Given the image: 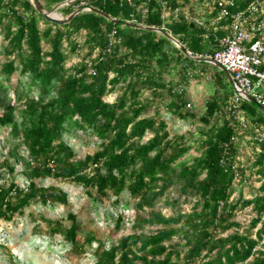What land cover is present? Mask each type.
<instances>
[{
	"label": "trees",
	"instance_id": "1",
	"mask_svg": "<svg viewBox=\"0 0 264 264\" xmlns=\"http://www.w3.org/2000/svg\"><path fill=\"white\" fill-rule=\"evenodd\" d=\"M63 1L40 0L46 10ZM141 1L75 0L56 13L66 17L78 7H94L119 22L82 10L61 24L47 20L29 0H0L6 40L1 73L6 81L15 72L28 79L27 89L15 90L16 99L0 81V126L18 139L10 154L14 161L0 160V219L12 221L32 205H67L68 193L43 181H69L90 195L128 192L137 210L133 232L108 247L91 231L81 238L82 224L72 212L69 224L41 215L73 256H83L88 246L94 264H264V141L253 138L254 149L261 151L240 160V139L257 136L254 127L264 134V111L242 100L239 118L231 101L235 89L223 70L190 58L161 32L125 24L135 19L162 28L194 55L213 54V38L202 26L167 20L162 0H148L143 14ZM249 1L235 0V6ZM168 5L193 7L191 0H168ZM73 54L80 59L68 66ZM190 72L214 86L201 115L189 108L187 90L176 89L178 82L189 84ZM110 93H116L112 102L106 100ZM162 103L171 115L200 122L196 155L187 156L194 135L172 134ZM71 129L95 136L97 150L78 157L64 138ZM17 164L25 186L15 178L4 181V170L14 175ZM173 188L178 198L169 197ZM163 197L171 206L192 203L190 211L167 216L157 208ZM247 208L253 215L243 224L237 216ZM122 221L120 214L117 229ZM147 226L157 228L146 232Z\"/></svg>",
	"mask_w": 264,
	"mask_h": 264
},
{
	"label": "rangeland",
	"instance_id": "2",
	"mask_svg": "<svg viewBox=\"0 0 264 264\" xmlns=\"http://www.w3.org/2000/svg\"><path fill=\"white\" fill-rule=\"evenodd\" d=\"M77 39L82 41L83 36H77ZM6 40L3 37V30L0 29V81L7 85L9 93L13 99H16L15 90L27 89L28 79L20 76L19 72H15L9 81H6L1 73L3 63L6 61L4 54V46ZM80 57L73 54L67 65L78 62ZM219 68V67H218ZM220 69V68H219ZM211 75V74H210ZM175 81L177 77L174 76ZM189 94V101L192 111L197 115L203 114L205 110V102L213 93L214 86L203 78H193L186 87ZM36 91H34V95ZM148 94V93H146ZM116 97V93H110L106 96V100L112 102ZM161 114L168 122V128L172 134L188 133L193 134L192 147L187 156L196 155L197 144L196 137L201 128L198 119H182L171 115L166 109L164 103L160 107ZM264 111V110H263ZM2 108L0 106V113ZM148 134L147 137H150ZM76 150L78 157H85L87 154L94 153L98 148V139L90 134V132L79 129H71L64 136ZM18 142L11 134L10 128L0 126V160L9 157L11 161L13 157L11 151L15 149V144ZM254 144L249 134H246L240 139V150L242 152V160L251 158L254 154ZM23 154V149L18 150ZM23 167L17 164L14 175L8 170H4V181H10L15 178L20 185L25 186L26 180L21 170ZM253 179V177H252ZM57 183L61 186L69 196L67 205H32L25 209L24 214L17 215L12 221H4L0 219V264H94L93 248L87 246V252L76 257L70 254V245L65 242L62 235L50 234L48 226L40 216H45L51 219H62L65 224H69L67 216L70 212L77 215L83 227V233L80 237L83 238L84 232L91 231L98 238L102 239L106 246H110L124 235L133 232V220L136 214V201L128 194L123 192L119 197L110 194L106 197H101L95 190L92 195L88 194L84 187L69 181H55L46 179L43 184ZM259 182H254V187L259 186ZM247 197H251L250 186L243 188ZM171 199L178 198L179 194L176 188L169 192ZM167 197H163L157 203V208L162 210L167 216L177 213L179 210L183 212L190 211L192 203H182L180 207L166 204ZM180 208V209H179ZM123 215V221L120 228L116 227L118 215ZM253 213L251 208H248L241 213L237 219L248 223ZM157 226H147L145 231L152 232ZM176 237L174 241H178ZM95 245V244H94ZM93 245V247H95Z\"/></svg>",
	"mask_w": 264,
	"mask_h": 264
},
{
	"label": "built area",
	"instance_id": "3",
	"mask_svg": "<svg viewBox=\"0 0 264 264\" xmlns=\"http://www.w3.org/2000/svg\"><path fill=\"white\" fill-rule=\"evenodd\" d=\"M147 1L142 0L139 5L143 14L148 11ZM191 1L193 7L189 9L187 7L173 8L168 5V0H162L165 7L164 17L170 21L185 19L202 26L206 30V37L213 38L215 50L212 55L206 56L194 55L188 49H185L184 53L190 58L196 56L215 60L231 74L230 81L235 89L231 101L239 118L243 119L240 103L242 100H247L246 94L264 108V0H250L244 7H236L235 0ZM128 22L143 25L137 23L135 19ZM169 33L172 35L171 32ZM111 40L115 41L113 37ZM108 51H111V48H108ZM97 52L98 50H95L94 56ZM188 74L190 82L195 77L191 72ZM201 75L205 76L204 73ZM186 87L183 82L176 84V89L179 91H183ZM188 106H191V103ZM254 128L257 136L250 135L252 143L254 144L253 138L264 141L262 130L259 127ZM254 151L259 152L261 148L256 146ZM237 181L239 182V178ZM245 210H239L238 216Z\"/></svg>",
	"mask_w": 264,
	"mask_h": 264
},
{
	"label": "water",
	"instance_id": "4",
	"mask_svg": "<svg viewBox=\"0 0 264 264\" xmlns=\"http://www.w3.org/2000/svg\"><path fill=\"white\" fill-rule=\"evenodd\" d=\"M30 3L34 6V8L42 13V15L49 21H53L56 23H67L69 22L77 13L81 12L82 10H91L94 11L96 13H99L105 17H107L110 20H113L114 22H119L117 19L111 17L110 15H108L106 12L98 10L94 7H78L77 9H75L70 15L66 16V17H61L56 13V9L59 8L62 5L65 4H70L72 2H74L75 0H65L57 5H55L52 9L50 10H46L43 5L41 4L40 0H29ZM125 24L127 25H135L133 23H129V22H125ZM136 27L139 28H146V29H150V30H155L158 32L163 33L164 35H166L181 51L185 52V48L184 46L176 39L174 38L168 31L162 29V28H158V27H154V26H145V25H135ZM193 59L199 60V61H206V62H211L213 64H215L217 67H219L221 70L224 71V73L226 74V76L229 78V80H232V76L229 72L225 71L222 66L220 65V63H218L215 60L209 59V58H205V57H192ZM246 98L248 101L257 104L258 106H260L249 94H246ZM263 110L264 108L262 106H260Z\"/></svg>",
	"mask_w": 264,
	"mask_h": 264
}]
</instances>
